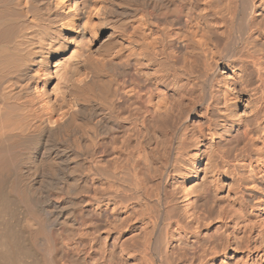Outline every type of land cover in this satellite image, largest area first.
I'll use <instances>...</instances> for the list:
<instances>
[{
  "label": "bare ground",
  "instance_id": "6f19581e",
  "mask_svg": "<svg viewBox=\"0 0 264 264\" xmlns=\"http://www.w3.org/2000/svg\"><path fill=\"white\" fill-rule=\"evenodd\" d=\"M233 128L264 185V0H0V264H194L172 208L241 215Z\"/></svg>",
  "mask_w": 264,
  "mask_h": 264
},
{
  "label": "rangeland",
  "instance_id": "374dc122",
  "mask_svg": "<svg viewBox=\"0 0 264 264\" xmlns=\"http://www.w3.org/2000/svg\"><path fill=\"white\" fill-rule=\"evenodd\" d=\"M251 126L253 129H258L255 124H251ZM263 130L264 128L262 131L256 130L260 132L257 133L261 137L258 134L256 136L264 137ZM235 131L236 128H233L230 131L232 135L217 136L216 143H218L227 159L234 160L237 156L246 158V167L241 168L238 166L239 168L234 169V172L242 178L241 196L244 203L241 215L233 211L236 210V207L228 206L226 197H224L225 202L223 201L224 198L223 202L213 198L215 203L206 206L201 197L194 198L196 207L192 218L185 215L180 205L172 208V216L178 220L180 229L177 230L172 223L169 230H167L165 239L170 238L171 241L172 237L175 236L174 238L179 241L172 242L174 244L172 246L181 245L182 251L174 256H181V252H183L187 254L185 257L194 264H264V224L260 219V206L259 201L256 199L258 191L264 189V185L260 183L257 175L258 148L254 147L253 141L240 143L241 145L238 146L240 139L236 140ZM207 134L206 141H211L208 132ZM208 146H204L203 149ZM263 148L264 145L261 148L262 151H264ZM226 193L227 190L224 191V196ZM202 212H205L211 219L212 231L210 232L204 229L205 220ZM160 226L158 220L154 227L150 225L149 235L154 243L158 240ZM137 227L138 231L134 235L135 240H138V237L142 234V229L139 226ZM239 227H243L242 233H239ZM240 239H242V247L240 246ZM214 245L217 246V252L212 249Z\"/></svg>",
  "mask_w": 264,
  "mask_h": 264
}]
</instances>
